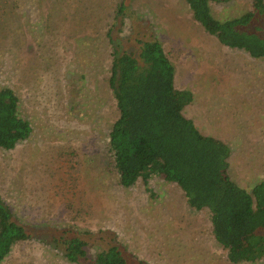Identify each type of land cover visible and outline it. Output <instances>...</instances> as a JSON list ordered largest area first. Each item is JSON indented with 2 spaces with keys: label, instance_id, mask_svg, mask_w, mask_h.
I'll list each match as a JSON object with an SVG mask.
<instances>
[{
  "label": "rangeland",
  "instance_id": "obj_1",
  "mask_svg": "<svg viewBox=\"0 0 264 264\" xmlns=\"http://www.w3.org/2000/svg\"><path fill=\"white\" fill-rule=\"evenodd\" d=\"M119 1L0 0V88L16 91L32 127L13 149H0V195L39 231L0 264H70L49 245L50 231L40 232L66 225L114 231L142 264H232L213 238L209 212L191 208L177 185L153 177L123 188L107 166L117 111L106 32ZM251 3L211 0L210 7L225 20ZM132 6L161 41L176 87L192 92L183 114L229 146V175L250 190L264 179V60L218 43L183 0ZM130 31L127 22L122 34Z\"/></svg>",
  "mask_w": 264,
  "mask_h": 264
},
{
  "label": "trees",
  "instance_id": "obj_2",
  "mask_svg": "<svg viewBox=\"0 0 264 264\" xmlns=\"http://www.w3.org/2000/svg\"><path fill=\"white\" fill-rule=\"evenodd\" d=\"M194 21L218 43L243 49L264 60V0L232 18L217 19L211 0H183ZM133 0H120L106 32L111 61L108 87L117 111L107 135L108 167L123 188L157 177L174 183L188 205L206 209L211 233L232 264L264 258V179L247 190L229 175L231 150L219 138L202 133L183 114L192 92L177 88L175 68L157 35ZM130 23V32L123 29ZM146 23V24H145ZM21 99L10 86L0 88V149H13L27 139L30 122L20 114ZM50 231L49 245L70 264H142L109 229L92 232L72 225ZM33 233L0 195V261L16 242ZM96 247L93 256L89 247Z\"/></svg>",
  "mask_w": 264,
  "mask_h": 264
}]
</instances>
